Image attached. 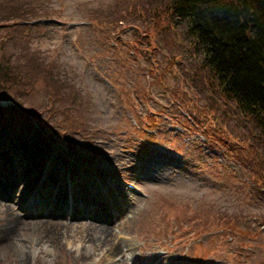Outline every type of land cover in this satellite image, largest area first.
Returning <instances> with one entry per match:
<instances>
[{
  "label": "rangeland",
  "instance_id": "374dc122",
  "mask_svg": "<svg viewBox=\"0 0 264 264\" xmlns=\"http://www.w3.org/2000/svg\"><path fill=\"white\" fill-rule=\"evenodd\" d=\"M134 1L112 27L89 21L110 0H0L4 71L45 65L26 87L0 68V264H264V139L170 0Z\"/></svg>",
  "mask_w": 264,
  "mask_h": 264
},
{
  "label": "trees",
  "instance_id": "16d2710c",
  "mask_svg": "<svg viewBox=\"0 0 264 264\" xmlns=\"http://www.w3.org/2000/svg\"><path fill=\"white\" fill-rule=\"evenodd\" d=\"M115 4L116 0H110V12L95 13L89 18L90 23L97 18L98 24L113 27L119 16L125 18L121 7L114 9ZM130 6L133 10L128 16L134 17L136 10H145L147 0H135ZM166 12L172 22L183 24L187 45L199 56V69L206 71L210 84L215 83L214 93L232 104L234 117L248 123L257 140L254 148L257 153L258 141L264 139V0H170ZM47 20L50 19L38 20L33 25L54 24L42 22ZM86 30L85 26L79 31V35L83 32L80 40L84 43L89 40ZM17 58L20 66L16 65V70L20 76L14 70L4 71L3 59L0 68L10 77V85L20 83L26 87L29 85L26 79H32L34 73L40 75L45 65L31 62L28 57ZM47 69L46 78L54 77L53 67L47 66ZM54 78L59 81L58 77ZM5 88L0 87V99H11L15 104L11 87L5 85ZM253 174L257 178V172ZM258 178L261 179V171Z\"/></svg>",
  "mask_w": 264,
  "mask_h": 264
},
{
  "label": "bare ground",
  "instance_id": "6f19581e",
  "mask_svg": "<svg viewBox=\"0 0 264 264\" xmlns=\"http://www.w3.org/2000/svg\"><path fill=\"white\" fill-rule=\"evenodd\" d=\"M12 219H14L13 217H11L10 218V220H12ZM45 224H47V225H45ZM42 225H45L44 227H46V228H48L49 226H51L52 225V223H50V222H42ZM54 225H59V224H54ZM106 230V229H105ZM105 230H97V229H95L94 230V235H99L100 233L101 234H105L106 233V231ZM106 235H104L103 237H102V240L104 241V240H107L106 238ZM97 239H98V237H96ZM89 242V241H88ZM91 242V241H90ZM93 243V242H92ZM111 246V245H110Z\"/></svg>",
  "mask_w": 264,
  "mask_h": 264
}]
</instances>
